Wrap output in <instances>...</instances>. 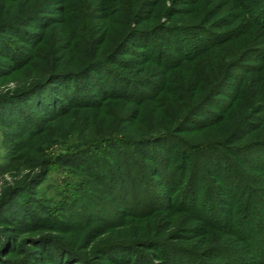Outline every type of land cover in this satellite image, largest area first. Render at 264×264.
<instances>
[{
	"label": "trees",
	"instance_id": "1",
	"mask_svg": "<svg viewBox=\"0 0 264 264\" xmlns=\"http://www.w3.org/2000/svg\"><path fill=\"white\" fill-rule=\"evenodd\" d=\"M17 1L4 0V7ZM45 5L36 2L34 12L44 9L40 14L16 19H21L14 31L22 46L10 48L0 37V55L10 60H0V77L28 71L27 87L0 95V128L19 151L40 153L34 141L45 128L46 114L51 122L119 99L157 110L162 96L176 91L179 101L165 123L154 114L145 120L138 108L130 121H147L145 130L126 133L104 120L94 137L50 154V162L88 176L92 187L82 191L78 181L64 206L39 204L35 216L4 230L27 232L37 225L54 232L99 230L110 238L103 251L119 253L129 264L140 263L145 248L165 250L174 264H212L216 258L264 264L259 251L264 247V98L250 90L254 73L261 72L256 62H264V0H51ZM30 21H36L34 31L20 28ZM156 37L173 53L157 42L152 46ZM245 38L248 47L230 58L231 43ZM37 63L40 68H34ZM22 99H30V105L8 111V103ZM200 132L206 135L199 138ZM166 211L188 214L193 225L185 221L177 231L192 232L187 241L201 237L193 247L165 242L168 227L159 222V212ZM149 218L143 231L121 230L124 220L136 224ZM2 232L0 244L8 235ZM40 237L56 244L58 261L69 255L86 262L73 249L77 241L65 247L54 237Z\"/></svg>",
	"mask_w": 264,
	"mask_h": 264
},
{
	"label": "rangeland",
	"instance_id": "2",
	"mask_svg": "<svg viewBox=\"0 0 264 264\" xmlns=\"http://www.w3.org/2000/svg\"><path fill=\"white\" fill-rule=\"evenodd\" d=\"M36 2L40 3L42 6L43 3L44 5L47 2L51 3V0H18L14 5L8 3L7 7H4V0H0V37H4L3 43L6 46L10 48H19L20 45L22 46L24 44L22 38L15 35L16 31H14V26L19 25L21 22V19L19 21H16V19L25 16L38 15L41 10H44L40 9L38 12L36 10V12H34L33 7ZM49 3L45 6L47 7ZM9 11L12 12L10 13ZM14 20L16 23H14ZM35 22L36 21H30L28 25H23L20 28L34 31L36 28L34 26L36 24ZM162 22H166L167 25L171 24L166 18L162 19ZM148 24H152L151 21H149ZM162 41V38L160 39L159 37H156L155 41H151V45L153 46L157 42L158 47L161 46L167 53H173L172 46L170 44H165V46H163ZM41 43L42 42L39 41L38 44H35L36 46L34 45V47L31 48L32 53H35L36 49L41 46ZM231 44L232 46L227 50L230 58L234 56L235 50H245L250 42L248 38H245ZM0 60L9 59L0 55ZM249 62L254 63L255 60L252 58ZM256 63L260 65L261 72L256 74L254 73V78L251 79L252 85L250 90L252 93L256 91V98L263 99L264 62L259 61ZM245 64L250 63L246 62ZM34 68H40V63L35 64ZM34 68H32V70H34ZM185 69L187 68L185 67ZM26 70L27 68L22 71L12 72L7 75L8 77L6 79H4L5 77H0V95L7 91H20L27 87L29 85V79L27 78L28 71ZM172 72H170V74H172ZM170 84L173 86L174 82ZM203 92H205V90H203L201 94H203ZM167 94V96H165V94L162 96L163 100L159 102L160 106L156 105L159 107L157 110H153L151 108L153 106H150L149 104H145L149 106L144 105L145 107L142 106L140 108L134 103L119 99L113 101L111 106L105 105L102 107L81 109L75 112V114H69L64 118H57L51 122H49L50 119L47 118L46 114L45 128L39 135H37L36 141H34L39 142L35 150H40V153H37L34 150L30 151L29 154H26L25 152L22 153V151H19L12 143H8L3 135L2 129L0 128V207L6 204V208L0 211V230L3 231L2 233H9V231L4 230L5 226L15 227L17 225H22V222H25L30 217H33L34 214L36 215L38 213L37 209H39V204L44 205L45 207L47 206V208H54V206L58 208L61 204L64 206L66 203V196L71 194V190L76 187L74 185L78 181L81 182L80 190L83 191V188H89L90 181L88 176L82 175L80 172L73 173L71 169L60 165L58 162L52 163L54 160L50 162V158L61 154L64 150L77 147L83 141H87L94 137L95 131L100 128L99 126L104 120L111 121V123H114V128L116 127L118 131L126 133L136 131L134 128L138 130H145L148 125L146 116L149 115H157V119L162 120L159 123H165L166 121L163 119L171 117L172 110L175 107L174 102L179 101L177 98L179 94L178 91L175 93L168 92ZM12 102L13 103H8L7 105L8 111L9 109H12V107L14 109V106H17L18 104L24 108L30 105V99H26V101L25 99H22L19 103L16 101ZM138 108L141 111L140 113L144 115L145 120H147L145 125H141L138 121H130L132 116L139 114ZM83 126H85V128ZM66 132H68L69 135H65V137L64 134ZM81 132H84V134L81 135ZM196 135L201 138L204 137L206 133L203 134V132H200L196 133ZM191 136H194V134H191ZM50 154L53 156L50 157ZM50 163L54 165L50 167ZM101 197L105 199L106 193H102ZM9 208L11 209V212L7 214V210ZM159 213L161 216L159 222L162 221V224H165V226L168 227V230L165 231L166 237L163 238L165 239V242H171V244L186 248L188 246L193 247L196 240L201 238L198 237L194 239L192 237L193 239H191V241H187L186 239H190L191 236H194L193 233L184 229L177 231L180 229L179 227L181 225H184L185 221L187 222L186 226L193 225V221H188V218H190L188 214L179 213L178 215H170L168 211ZM5 216L9 217L10 221H8V223L3 221ZM149 220L150 218L137 220L138 223L136 224H131L130 220H124V224L121 225V230L135 232L139 229L143 231L145 227L150 225L151 220L150 222H147ZM152 222H154V220ZM41 227L42 226L39 227L37 225V228L34 227V229L27 232L26 230L19 231L18 233L17 231H10L11 235H16V239L14 240L9 239L8 236H10V234L4 235L7 239L6 242L3 243H6L5 246H7V249L3 251V243L0 244V264H6L8 263L6 261L9 260H12V263L16 262L15 264H83L82 262L76 263L74 260H69V255L63 256L60 261H58V259H56V257H58L56 254V244L53 243L52 245V243L48 242L49 239H45L44 241L43 237L40 236L54 237L58 246L60 244L65 246L66 244L77 241L78 245H76L73 249H76L77 252L85 255L87 259L84 264H129V261L122 260L119 253H105V250L103 251L102 247L109 243L107 240L110 238L105 235H99V232H101L99 230L92 232H89L90 229L81 230V232H67L65 230L54 232L49 231L48 228L50 227L48 226H46V228ZM184 239L186 241H184ZM37 240H40L42 244L41 246H39L40 242L39 244L36 242ZM242 246L244 247V244H242ZM260 249L261 250L259 251L262 253L261 256H263L264 247L263 249ZM38 250L41 253H38ZM63 250L60 252L61 254L65 253ZM111 250L112 249L106 252H111ZM163 251L159 248H145L144 251L141 252L142 257H140V260L143 259L144 261L142 260L138 264H143L142 262H145V264H174L173 261H170L174 257H170V259H168L167 254ZM52 252L55 254V259L51 256ZM111 254H115L116 259H110ZM120 254L122 257H127L130 261L131 258L134 260L138 259V255H131L128 253ZM178 257L188 258L186 255H178L176 258ZM200 258L205 260L203 256ZM17 260H20V262H17ZM210 261L212 264H235L234 262H231L230 259L226 261L216 258ZM133 262L135 263V261Z\"/></svg>",
	"mask_w": 264,
	"mask_h": 264
}]
</instances>
